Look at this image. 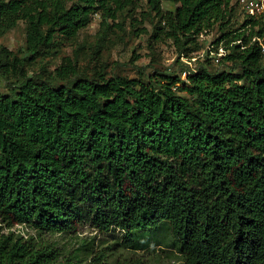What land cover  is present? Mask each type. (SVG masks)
I'll return each instance as SVG.
<instances>
[{
  "label": "trees",
  "instance_id": "16d2710c",
  "mask_svg": "<svg viewBox=\"0 0 264 264\" xmlns=\"http://www.w3.org/2000/svg\"><path fill=\"white\" fill-rule=\"evenodd\" d=\"M137 1L0 0V39L25 21L27 55L0 45V264H65L13 228L68 234L86 220L141 241L165 227L183 264H264V19L231 0H148L183 46L218 27L240 73L144 81L98 61L86 74L73 55L29 74L95 15L106 24Z\"/></svg>",
  "mask_w": 264,
  "mask_h": 264
},
{
  "label": "rangeland",
  "instance_id": "374dc122",
  "mask_svg": "<svg viewBox=\"0 0 264 264\" xmlns=\"http://www.w3.org/2000/svg\"><path fill=\"white\" fill-rule=\"evenodd\" d=\"M178 4L165 2V11H174ZM238 14V13H237ZM243 19L233 24L239 29ZM164 24L150 11L148 0H138L136 6L118 13L117 19L102 23L100 14L94 16L91 24L78 37L64 43L58 53L44 59L37 58L29 64V74L53 73L64 57L77 56L80 69L92 74L95 62L104 67L110 76L142 79L172 74L185 78L202 65L211 71L233 70L230 63L218 62L219 48L224 56L229 53L225 42L219 41L222 33L218 27L201 35L197 42L183 46L184 40L176 41L160 33ZM166 31V30H165ZM195 44L199 48H195ZM0 45L19 56L26 55V22L7 31L0 39ZM62 84V83H60ZM7 82L0 78V92L8 93ZM186 96L185 93H181ZM15 234L25 239L35 238L38 242L57 248L59 260L65 264H183L182 254L174 244L171 232L165 227L156 231L153 238L141 241L125 234L120 229L102 232L88 220L77 230L68 234H38L30 226H16Z\"/></svg>",
  "mask_w": 264,
  "mask_h": 264
},
{
  "label": "built area",
  "instance_id": "2783aa9c",
  "mask_svg": "<svg viewBox=\"0 0 264 264\" xmlns=\"http://www.w3.org/2000/svg\"><path fill=\"white\" fill-rule=\"evenodd\" d=\"M231 2L239 8L243 15L253 17L254 19H264V0H231ZM224 54L223 47H220L217 54L219 56L217 58L218 62L224 57Z\"/></svg>",
  "mask_w": 264,
  "mask_h": 264
}]
</instances>
